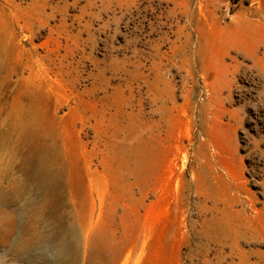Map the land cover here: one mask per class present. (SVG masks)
<instances>
[{
	"label": "rangeland",
	"instance_id": "374dc122",
	"mask_svg": "<svg viewBox=\"0 0 264 264\" xmlns=\"http://www.w3.org/2000/svg\"><path fill=\"white\" fill-rule=\"evenodd\" d=\"M13 177L0 264H264V0H0Z\"/></svg>",
	"mask_w": 264,
	"mask_h": 264
},
{
	"label": "bare ground",
	"instance_id": "6f19581e",
	"mask_svg": "<svg viewBox=\"0 0 264 264\" xmlns=\"http://www.w3.org/2000/svg\"><path fill=\"white\" fill-rule=\"evenodd\" d=\"M6 175H8V173ZM21 186L22 185L18 182V178L17 177H13V179H11L10 182H7L6 186H3L0 183V194L4 192V189L5 190H7V189L13 190L14 193L16 194L17 192L20 191Z\"/></svg>",
	"mask_w": 264,
	"mask_h": 264
}]
</instances>
